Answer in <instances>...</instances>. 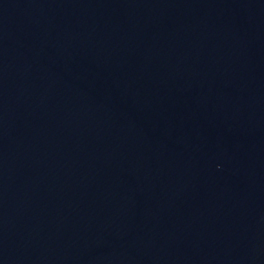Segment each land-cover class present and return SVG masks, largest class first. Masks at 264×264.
Masks as SVG:
<instances>
[{"label":"water","instance_id":"obj_1","mask_svg":"<svg viewBox=\"0 0 264 264\" xmlns=\"http://www.w3.org/2000/svg\"><path fill=\"white\" fill-rule=\"evenodd\" d=\"M0 264H264V0H0Z\"/></svg>","mask_w":264,"mask_h":264}]
</instances>
